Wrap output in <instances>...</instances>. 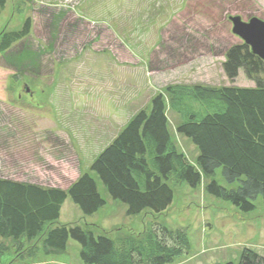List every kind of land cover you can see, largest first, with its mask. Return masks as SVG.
Here are the masks:
<instances>
[{"label":"rangeland","instance_id":"374dc122","mask_svg":"<svg viewBox=\"0 0 264 264\" xmlns=\"http://www.w3.org/2000/svg\"><path fill=\"white\" fill-rule=\"evenodd\" d=\"M26 17L32 19L29 54L41 49L42 56L38 71L10 65L25 44L0 59V179L65 190L89 173L105 206L84 216L68 198L57 223L115 241L144 233L149 224L183 232L189 250L172 264L236 263L243 249L264 257L263 203L259 198L253 212L241 213L207 194L212 180L230 188L220 169L195 189L170 178L171 207L138 216H127L90 172L97 155L159 93L173 144L196 166L198 151L177 134L180 117L166 88L231 85L223 64L229 49L245 44L229 19L264 21V0H8L0 32L20 30ZM247 72L239 66L233 85L254 87ZM49 228L24 242L21 253L18 243L0 238V264H83L72 240L61 255L43 253Z\"/></svg>","mask_w":264,"mask_h":264},{"label":"trees","instance_id":"16d2710c","mask_svg":"<svg viewBox=\"0 0 264 264\" xmlns=\"http://www.w3.org/2000/svg\"><path fill=\"white\" fill-rule=\"evenodd\" d=\"M7 1L0 0V16ZM62 19L57 17L58 21ZM31 25L32 19L26 17L20 30L8 31L5 26L0 32L3 61L10 59L18 44H25L21 51L14 52L16 61H10L13 68L38 71L41 49L30 55L34 47L27 45ZM250 52L243 44L229 49L223 68L231 85L176 84L166 88L169 105L180 117L177 134L186 137L198 151L196 166L171 140L162 93L153 97L150 106L140 110L94 159L90 172L113 201L126 206L127 216L166 212L174 199L167 184L170 178L195 189L202 177L213 179L218 169L230 188L212 180L206 187L207 194L241 213L253 212L254 202L260 198L264 212V62ZM239 66L247 68L246 77L256 81L254 87L233 85ZM235 184L237 188L231 187ZM68 198L84 216L105 206L89 173L65 190L0 179V238L18 243L21 253L24 242L34 241L50 226L41 243L43 253L61 255L72 240L80 247L83 264H172L189 250L183 232L157 224L117 241L107 235L95 236L78 225H59ZM222 264H264V257L243 249L238 262Z\"/></svg>","mask_w":264,"mask_h":264},{"label":"water","instance_id":"95a60500","mask_svg":"<svg viewBox=\"0 0 264 264\" xmlns=\"http://www.w3.org/2000/svg\"><path fill=\"white\" fill-rule=\"evenodd\" d=\"M232 33L249 47L251 53L264 62V21L252 18L243 22L240 17H231Z\"/></svg>","mask_w":264,"mask_h":264},{"label":"crops","instance_id":"0c3cea01","mask_svg":"<svg viewBox=\"0 0 264 264\" xmlns=\"http://www.w3.org/2000/svg\"><path fill=\"white\" fill-rule=\"evenodd\" d=\"M223 75V74H222Z\"/></svg>","mask_w":264,"mask_h":264}]
</instances>
